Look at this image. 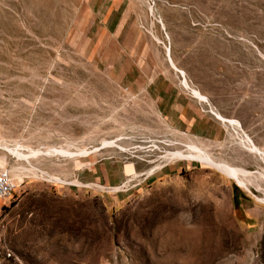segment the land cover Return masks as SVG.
Wrapping results in <instances>:
<instances>
[{
  "label": "rangeland",
  "instance_id": "rangeland-1",
  "mask_svg": "<svg viewBox=\"0 0 264 264\" xmlns=\"http://www.w3.org/2000/svg\"><path fill=\"white\" fill-rule=\"evenodd\" d=\"M159 76L239 135L218 118L219 140L173 127ZM246 136L264 152V0H0V171L20 177L0 202V264H264V178L247 191L198 162L155 163L195 145L264 175ZM100 166L124 192L85 188Z\"/></svg>",
  "mask_w": 264,
  "mask_h": 264
},
{
  "label": "crops",
  "instance_id": "crops-1",
  "mask_svg": "<svg viewBox=\"0 0 264 264\" xmlns=\"http://www.w3.org/2000/svg\"><path fill=\"white\" fill-rule=\"evenodd\" d=\"M152 94L158 99L161 110L165 118L173 127L184 132H195L196 135L219 140L223 132L220 121L215 117H207L202 114L200 102L186 91L175 78L157 77L152 86ZM95 167L89 184H99L104 186H118L122 179L111 176L106 171V167ZM136 181H147L150 177L146 175H136ZM144 178V179H143ZM143 179V180H142ZM133 181V182H136ZM102 185V186H103ZM138 184L137 186H139Z\"/></svg>",
  "mask_w": 264,
  "mask_h": 264
},
{
  "label": "bare ground",
  "instance_id": "bare-ground-1",
  "mask_svg": "<svg viewBox=\"0 0 264 264\" xmlns=\"http://www.w3.org/2000/svg\"><path fill=\"white\" fill-rule=\"evenodd\" d=\"M170 60H171L172 66L176 68L171 56H170ZM176 69L178 70V68H176ZM184 84L187 88H190V85H189L187 80L185 81ZM194 95L199 100L206 102V103L208 102V99L205 98L201 92L194 91ZM202 111L204 113H207L205 110H202ZM209 113H212L213 115L215 114L219 120L224 122L227 126H230L236 135H239V130H241V128H242L240 122H238L236 120H229V119L225 118L223 115H221L220 113H217V112L213 113L211 108L209 110ZM236 137H238V136H236ZM237 143H240V141H238ZM172 145H173L172 143H171V145L168 144V146H172ZM241 145L244 148H246L250 153L259 156V158L262 161H264V152L261 151L252 142V140L249 137L246 136V137L242 138L241 139ZM114 146H115V143H112L109 145V147H114ZM5 149L8 152L12 153L13 155H17L23 159H29L31 156L34 157L35 155L36 156H55V157H61L64 159H68V158L77 156L76 154L71 153L70 148H60V149H56V150H50L48 152L44 151V150L29 151L30 155L23 154V150L20 147H16V148L11 149L10 147L5 146ZM91 154L92 153L90 151L89 152L84 151L82 153V156L83 157L84 156L89 157ZM176 160L177 161L198 162L202 165L216 169L219 172H221L223 175H225L227 178L237 181V183L240 186L244 187L247 191H250V188H251L253 182H255V180L256 181L262 180L264 178V175L261 172H258V171L257 172H251V171H247V170H244L241 168L231 166V165L224 163V162H218L209 153H207L206 151L202 150L201 148H199L195 145H184V148L180 149V150L165 151L164 156L159 157L158 161H156L155 163H158L160 161H163L165 163L166 161H176ZM157 168H158V166L156 168L152 169L150 172H148V174L149 175L154 174L155 171L157 170ZM42 174H44V173H42ZM17 176L18 177H16V179L20 178L19 175H17ZM46 176L49 177V179H53L51 176H48V175H46ZM17 181H18V179H17ZM22 183H23V179H22ZM258 189H260V188H258ZM6 200H8V199H6Z\"/></svg>",
  "mask_w": 264,
  "mask_h": 264
},
{
  "label": "built area",
  "instance_id": "built-area-1",
  "mask_svg": "<svg viewBox=\"0 0 264 264\" xmlns=\"http://www.w3.org/2000/svg\"><path fill=\"white\" fill-rule=\"evenodd\" d=\"M137 178V176H135L131 183ZM24 183V182H23ZM129 181H127V183L122 184L121 186H119L118 188L120 189V191L118 192H124L125 188L130 184H128ZM88 186H86L85 188H100L102 185L99 186V184H86ZM91 185V187H89ZM19 183L16 179V177L14 176V174L12 173V171L10 170H2L0 171V202L5 201L6 199H12L13 196L16 194L17 189H18ZM103 187V186H102ZM108 191L110 192L112 189L115 188H107Z\"/></svg>",
  "mask_w": 264,
  "mask_h": 264
},
{
  "label": "trees",
  "instance_id": "trees-1",
  "mask_svg": "<svg viewBox=\"0 0 264 264\" xmlns=\"http://www.w3.org/2000/svg\"><path fill=\"white\" fill-rule=\"evenodd\" d=\"M236 189H238L239 190V188L237 187ZM236 205L238 206L239 204L238 203H236Z\"/></svg>",
  "mask_w": 264,
  "mask_h": 264
},
{
  "label": "water",
  "instance_id": "water-1",
  "mask_svg": "<svg viewBox=\"0 0 264 264\" xmlns=\"http://www.w3.org/2000/svg\"><path fill=\"white\" fill-rule=\"evenodd\" d=\"M238 185V184H237ZM239 186V185H238ZM240 187V186H239Z\"/></svg>",
  "mask_w": 264,
  "mask_h": 264
}]
</instances>
